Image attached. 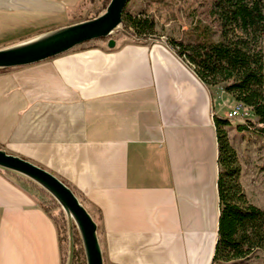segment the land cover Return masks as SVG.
<instances>
[{"label": "crops", "instance_id": "crops-1", "mask_svg": "<svg viewBox=\"0 0 264 264\" xmlns=\"http://www.w3.org/2000/svg\"><path fill=\"white\" fill-rule=\"evenodd\" d=\"M83 1L0 0V17L10 18L1 27L21 30L0 31V49L73 24ZM106 47L0 70V149L83 199L98 220L104 264H211L213 119L224 103L216 108L215 91L162 41ZM0 264H60L53 221L3 170Z\"/></svg>", "mask_w": 264, "mask_h": 264}, {"label": "trees", "instance_id": "trees-1", "mask_svg": "<svg viewBox=\"0 0 264 264\" xmlns=\"http://www.w3.org/2000/svg\"><path fill=\"white\" fill-rule=\"evenodd\" d=\"M108 2H102V9L95 17L104 12ZM126 7L120 26L111 36L121 32L133 42H154L153 19L129 14ZM263 8L264 0H220L219 32L196 21L185 32V38L165 43L203 84L209 89L221 88L234 102L243 105L242 114L247 115L244 123L233 124L227 118L216 116L213 119L219 216L211 264H247L251 258L264 264V211L249 202L241 187L236 154L225 130L235 129L264 139ZM7 173L15 176L38 200L41 197L39 207L57 230L60 264H66L68 227L64 212L39 186L22 176ZM72 264H86L76 230H73Z\"/></svg>", "mask_w": 264, "mask_h": 264}, {"label": "water", "instance_id": "water-1", "mask_svg": "<svg viewBox=\"0 0 264 264\" xmlns=\"http://www.w3.org/2000/svg\"><path fill=\"white\" fill-rule=\"evenodd\" d=\"M128 2L129 0H110L104 12L93 19L50 30L27 41L0 49V70L39 64L100 39H107V48L113 49L115 41L109 37L120 26L122 13ZM0 169L33 182L60 206L68 226L66 264H72L73 227L81 240L86 264H104L97 225L68 186L50 172L2 149Z\"/></svg>", "mask_w": 264, "mask_h": 264}, {"label": "rangeland", "instance_id": "rangeland-1", "mask_svg": "<svg viewBox=\"0 0 264 264\" xmlns=\"http://www.w3.org/2000/svg\"><path fill=\"white\" fill-rule=\"evenodd\" d=\"M103 1L104 0H84L81 6L76 10V15L72 18L71 22L75 24L95 18V16L102 9ZM219 2L220 0H129L126 12L153 19L155 22V36L153 37V40L155 42L162 41L167 43L166 40H180L185 38V32L190 30L191 26L196 21L201 22L203 25L208 26L212 30L219 32ZM8 19L10 18L0 17V22L3 23ZM0 28L2 29H0L1 32L5 31L4 34L6 36L9 34L19 33L21 31L12 30L7 27L2 28L1 25ZM34 37L36 36H32L31 38ZM109 38L113 39L115 42L122 39H129L121 32L117 35L110 36ZM106 43L107 39L106 41H92L75 49L97 44H102V46L106 47ZM11 45H14V43L9 44L8 46ZM261 47L264 55V38L261 41ZM213 90L215 91L214 104L216 108H218L219 105H222V102L224 103L218 117L226 119L234 101L231 96L225 93L221 88L218 87ZM246 117L247 115L243 112L242 117H236L229 120H231L233 124L244 123ZM225 130H227L229 142L236 154L237 164L240 170L239 181L241 187L249 202L264 211V139L251 135L248 132L240 133L235 129L230 128H225ZM72 192L75 194L85 210H88L87 204H85L83 199L73 190ZM38 197L39 200L42 201L41 197ZM93 220L97 225V235L99 240L98 220L95 216L93 217ZM73 230H76L75 227H73ZM247 264H258V261L251 258Z\"/></svg>", "mask_w": 264, "mask_h": 264}, {"label": "built area", "instance_id": "built-area-1", "mask_svg": "<svg viewBox=\"0 0 264 264\" xmlns=\"http://www.w3.org/2000/svg\"><path fill=\"white\" fill-rule=\"evenodd\" d=\"M243 114H241L240 108L236 107V102L233 103V106L231 107L230 111L227 114V118L233 119L236 117H242Z\"/></svg>", "mask_w": 264, "mask_h": 264}, {"label": "bare ground", "instance_id": "bare-ground-1", "mask_svg": "<svg viewBox=\"0 0 264 264\" xmlns=\"http://www.w3.org/2000/svg\"><path fill=\"white\" fill-rule=\"evenodd\" d=\"M236 107H237V108H240V110H241V114H242L243 105L240 104V103H236ZM228 119H230V118H228Z\"/></svg>", "mask_w": 264, "mask_h": 264}]
</instances>
